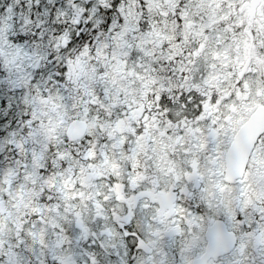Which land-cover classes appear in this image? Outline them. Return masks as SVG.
Returning <instances> with one entry per match:
<instances>
[{"label":"snow or ice","instance_id":"snow-or-ice-1","mask_svg":"<svg viewBox=\"0 0 264 264\" xmlns=\"http://www.w3.org/2000/svg\"><path fill=\"white\" fill-rule=\"evenodd\" d=\"M0 264H264V0H0Z\"/></svg>","mask_w":264,"mask_h":264}]
</instances>
